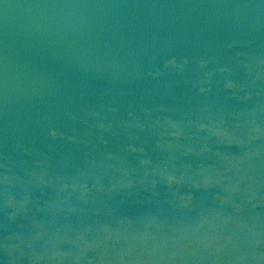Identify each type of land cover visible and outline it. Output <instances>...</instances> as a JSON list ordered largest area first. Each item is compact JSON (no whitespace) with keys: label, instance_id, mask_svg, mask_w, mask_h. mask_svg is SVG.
Wrapping results in <instances>:
<instances>
[{"label":"water","instance_id":"95a60500","mask_svg":"<svg viewBox=\"0 0 264 264\" xmlns=\"http://www.w3.org/2000/svg\"><path fill=\"white\" fill-rule=\"evenodd\" d=\"M0 264H264V0H0Z\"/></svg>","mask_w":264,"mask_h":264}]
</instances>
